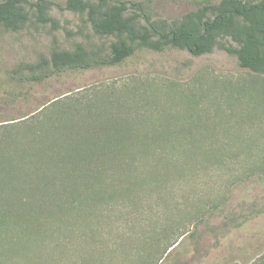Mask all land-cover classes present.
<instances>
[{"label": "rangeland", "instance_id": "rangeland-1", "mask_svg": "<svg viewBox=\"0 0 264 264\" xmlns=\"http://www.w3.org/2000/svg\"><path fill=\"white\" fill-rule=\"evenodd\" d=\"M49 1L57 28L0 29V264H264V74L167 47L20 80L54 46L115 40L68 34L80 15ZM126 1L172 22L201 0Z\"/></svg>", "mask_w": 264, "mask_h": 264}, {"label": "trees", "instance_id": "trees-1", "mask_svg": "<svg viewBox=\"0 0 264 264\" xmlns=\"http://www.w3.org/2000/svg\"><path fill=\"white\" fill-rule=\"evenodd\" d=\"M196 3L195 9L169 22L164 19L153 20L142 2L67 0L66 8L78 13L83 22L77 32L68 31V34L83 33L87 24H90L98 36H113L115 40L105 52L100 47L88 48L83 43H76L73 49L54 46L49 58H42L36 64L24 65L30 69L31 75L21 77L20 80L41 81L71 69L117 65L137 49L162 51L167 47L189 49L196 55L211 53L218 47L235 55L241 67L264 74V0H201ZM52 4L49 0L0 1V29L19 31L29 25L35 24L37 27V23L45 24L49 21H52L53 28H57V21L49 14ZM227 37L235 44L221 41ZM22 66L15 69L14 73ZM108 139L115 143L114 138ZM104 140L107 138L101 141ZM121 149L117 148V152ZM66 151L68 158L84 156L79 145L68 147ZM101 151L105 152L103 149ZM26 152L27 149L22 150L20 156ZM52 152L47 150L48 158L59 160L57 153ZM89 153L86 152V156ZM2 161L0 173L5 172L7 175L6 159ZM13 175L11 172L9 179ZM13 189H16L15 186Z\"/></svg>", "mask_w": 264, "mask_h": 264}]
</instances>
